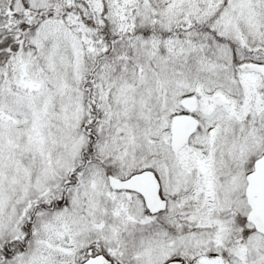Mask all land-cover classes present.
<instances>
[{
    "label": "snow or ice",
    "instance_id": "6c2138e0",
    "mask_svg": "<svg viewBox=\"0 0 264 264\" xmlns=\"http://www.w3.org/2000/svg\"><path fill=\"white\" fill-rule=\"evenodd\" d=\"M0 264H264V0H0Z\"/></svg>",
    "mask_w": 264,
    "mask_h": 264
}]
</instances>
